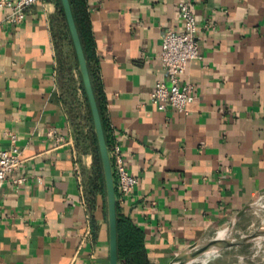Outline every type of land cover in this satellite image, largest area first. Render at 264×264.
Masks as SVG:
<instances>
[{"label":"crops","instance_id":"obj_1","mask_svg":"<svg viewBox=\"0 0 264 264\" xmlns=\"http://www.w3.org/2000/svg\"><path fill=\"white\" fill-rule=\"evenodd\" d=\"M177 1L84 0L107 145L136 178L117 211L149 264L242 223L264 194V0H192L187 115L150 99L166 81L163 34L181 28ZM4 17L0 8V149H18L26 181L0 190V264H110L105 187L93 189V152L81 147L78 130L93 128L58 1L32 5L20 24Z\"/></svg>","mask_w":264,"mask_h":264},{"label":"built area","instance_id":"obj_2","mask_svg":"<svg viewBox=\"0 0 264 264\" xmlns=\"http://www.w3.org/2000/svg\"><path fill=\"white\" fill-rule=\"evenodd\" d=\"M45 0H0V8L5 10L4 19L11 24H20L26 11L32 5ZM177 16L181 21L179 30L168 29L164 32L159 52V60L166 74V81H157L150 92V99L159 110L171 107L185 115L188 106L196 97L195 87L184 81L187 64L199 56L198 24L192 9V0L177 1ZM11 141L15 136L6 133ZM19 151L15 146L0 149V190L11 179L16 186L25 183L24 176H15L19 169ZM117 199L129 195L136 185V178L128 171L120 152L114 147L109 149ZM261 196L255 200L259 201ZM217 232V231H216ZM215 232V234H216Z\"/></svg>","mask_w":264,"mask_h":264},{"label":"water","instance_id":"obj_3","mask_svg":"<svg viewBox=\"0 0 264 264\" xmlns=\"http://www.w3.org/2000/svg\"><path fill=\"white\" fill-rule=\"evenodd\" d=\"M64 17L69 30L71 42L77 59L78 71L80 73L83 88L89 105L92 121L93 131L96 137L101 169L103 174V181L105 187L106 210L109 231V260L110 264H119L118 262V246H117V193L115 187V180L112 171L111 159L109 154V147L106 142L104 129L102 126L101 116L98 110L96 98L94 95L90 74L87 66L86 57L81 44L80 36L73 17L71 5L69 0H60ZM255 201L249 205V208L254 207ZM256 207V206H255ZM233 223L225 229H232ZM264 232V223L260 225L253 233L242 235L240 238L218 239L212 237L208 240H203L192 244L186 251L177 254L169 264H178L184 260L200 258L215 245L222 244L224 247L230 248L232 246L246 244L254 241L261 233Z\"/></svg>","mask_w":264,"mask_h":264},{"label":"trees","instance_id":"obj_4","mask_svg":"<svg viewBox=\"0 0 264 264\" xmlns=\"http://www.w3.org/2000/svg\"><path fill=\"white\" fill-rule=\"evenodd\" d=\"M57 1H58L60 13L62 14L64 18L65 27L67 30L69 43H70V46L72 48V52L74 55L75 64L77 65V59L75 56L74 48L71 42L69 30H68L67 23L64 17V13L61 7V3H60V0H57ZM69 1H70L73 17L76 23V27H77V30L80 36L81 44L84 50V54L86 57L90 79H91L94 95L96 98L98 110L101 116L102 126L104 129V134H105V138L107 142L106 127H105V122H104V117H103V107L98 97L97 82L94 76L92 75L91 67L88 62V54H87V46H86L87 45L86 36H87V31H88V19H87V14L85 13V10H84V0H69ZM69 72H70V69H69ZM79 80H80V86H81V89L84 95V100H85L86 107H87L88 117L91 121V129H92L93 128L92 117H91L89 105L87 102V98L85 95V91L83 88L80 73H79ZM69 94H70L69 96L70 113L76 117L78 101L76 102L74 92H70ZM75 124H76V129H78L80 127L79 123H75ZM81 133L82 132L79 129L78 134H79V139L82 143L81 147L82 148H86V146L90 147L93 152V156H94V165H93L94 178L92 180V187L93 189H99V188L103 189L104 188L103 174H102L99 151H98L95 134L93 133L92 130L90 132V137H85ZM117 246H118V262H121V264H149L146 258L144 247H143L141 234L139 233V231L134 229L129 223H127L126 220L121 218L120 215L118 214V211H117Z\"/></svg>","mask_w":264,"mask_h":264},{"label":"rangeland","instance_id":"obj_5","mask_svg":"<svg viewBox=\"0 0 264 264\" xmlns=\"http://www.w3.org/2000/svg\"><path fill=\"white\" fill-rule=\"evenodd\" d=\"M254 205L255 206L264 205V194L261 195L260 200L256 201ZM254 207H252V209L248 212L247 217L242 223L234 225V227L231 229L229 235L231 238H240L242 235L251 234L258 227H260V224L264 223V207L263 208H259V207L254 208ZM212 237H215V234L210 236L208 239ZM257 245L260 246L258 247ZM225 248L224 250H220V252L218 251L216 253L210 254L209 256L204 254L202 257L195 258L194 261L188 262L187 264H263L264 263V241H262L261 244H259L254 240L250 243L236 245L230 248L227 247Z\"/></svg>","mask_w":264,"mask_h":264},{"label":"bare ground","instance_id":"obj_6","mask_svg":"<svg viewBox=\"0 0 264 264\" xmlns=\"http://www.w3.org/2000/svg\"><path fill=\"white\" fill-rule=\"evenodd\" d=\"M256 207H259V208H263L264 207V205H256ZM255 208V207H254ZM255 210V209H254ZM260 225H262V224H260ZM230 231H231V229H229V228H227V229H220V230H218L217 232H216V237L218 238V239H228V238H231L229 235H230ZM255 241L257 242V243H259V244H261V242L262 241H264V232L263 233H261L256 239H255ZM258 246V245H257ZM260 246V245H259ZM258 246V247H259ZM224 246L222 245V244H218V245H215L212 249L210 248L208 251H207V253H206V255L207 256H209L210 254H213V253H216V252H220V250H224ZM226 249V248H225ZM236 256V255H235ZM254 256V255H253ZM250 257V256H249ZM195 259H190V260H184V261H182V262H180V263H178V264H187L188 262H192V261H194ZM248 260V259H247ZM241 261V260H240ZM249 261V260H248ZM261 261V260H260ZM238 262V261H237ZM264 264V263H263Z\"/></svg>","mask_w":264,"mask_h":264},{"label":"clouds","instance_id":"obj_7","mask_svg":"<svg viewBox=\"0 0 264 264\" xmlns=\"http://www.w3.org/2000/svg\"><path fill=\"white\" fill-rule=\"evenodd\" d=\"M238 13L242 14L243 13V9H239Z\"/></svg>","mask_w":264,"mask_h":264}]
</instances>
